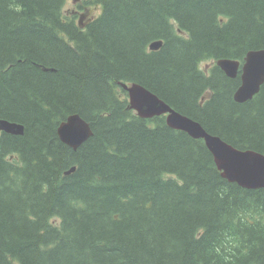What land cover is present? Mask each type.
<instances>
[{"label":"trees","instance_id":"16d2710c","mask_svg":"<svg viewBox=\"0 0 264 264\" xmlns=\"http://www.w3.org/2000/svg\"><path fill=\"white\" fill-rule=\"evenodd\" d=\"M65 2L0 0V119L25 127L0 133V264H264V189L121 87L264 154V85L237 103L216 65L264 49V0H86L85 23ZM76 113L94 135L74 151L57 129Z\"/></svg>","mask_w":264,"mask_h":264},{"label":"water","instance_id":"95a60500","mask_svg":"<svg viewBox=\"0 0 264 264\" xmlns=\"http://www.w3.org/2000/svg\"><path fill=\"white\" fill-rule=\"evenodd\" d=\"M162 41L153 42L151 51L159 50ZM217 66L231 79L241 73V85L234 94L237 103L252 100L264 85V49L247 53L244 62L234 59H219ZM128 93L129 108L142 119H153L166 116L167 125L187 133L194 139L203 140L214 158L215 165L222 177L230 183L248 190L264 189V154L253 150H241L225 142L219 136L208 133L203 126L174 110L156 94L139 84H121ZM0 132L15 136H23L25 127L22 124L0 119ZM57 134L63 144L77 151L86 143L94 132L91 125L79 114H72L60 123ZM72 167L65 172L68 176L76 172Z\"/></svg>","mask_w":264,"mask_h":264},{"label":"rangeland","instance_id":"374dc122","mask_svg":"<svg viewBox=\"0 0 264 264\" xmlns=\"http://www.w3.org/2000/svg\"><path fill=\"white\" fill-rule=\"evenodd\" d=\"M85 1L86 0H66L64 13L68 16L76 14L78 17L81 14L83 16L82 23L87 22L88 19H92L93 17L98 15L101 9L98 6L92 4L91 2V4L84 3ZM214 64V61H208L204 62L202 64V67H207L208 69Z\"/></svg>","mask_w":264,"mask_h":264},{"label":"bare ground","instance_id":"6f19581e","mask_svg":"<svg viewBox=\"0 0 264 264\" xmlns=\"http://www.w3.org/2000/svg\"><path fill=\"white\" fill-rule=\"evenodd\" d=\"M70 116V115H69ZM190 118V117H189ZM192 119V118H191ZM194 120V119H193ZM92 128V127H91ZM204 128V127H203ZM205 129V128H204ZM93 130V129H92ZM206 130V129H205ZM207 131V130H206ZM209 133V132H208ZM211 134V133H210ZM213 135V134H212ZM85 144V143H84ZM231 145V144H230ZM234 147V146H233ZM217 167V166H216ZM218 169V168H217ZM218 171L221 173V171L218 169ZM222 175V173H221Z\"/></svg>","mask_w":264,"mask_h":264}]
</instances>
